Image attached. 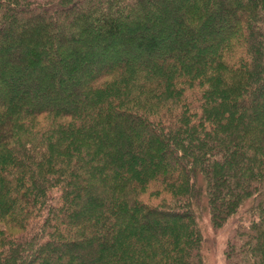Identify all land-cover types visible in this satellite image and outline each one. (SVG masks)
Segmentation results:
<instances>
[{
    "label": "trees",
    "instance_id": "1",
    "mask_svg": "<svg viewBox=\"0 0 264 264\" xmlns=\"http://www.w3.org/2000/svg\"><path fill=\"white\" fill-rule=\"evenodd\" d=\"M197 205L264 264V0H0V264H205Z\"/></svg>",
    "mask_w": 264,
    "mask_h": 264
},
{
    "label": "rangeland",
    "instance_id": "2",
    "mask_svg": "<svg viewBox=\"0 0 264 264\" xmlns=\"http://www.w3.org/2000/svg\"><path fill=\"white\" fill-rule=\"evenodd\" d=\"M155 55L157 54L159 58H163L167 52L165 50H155ZM143 57H138L135 61L138 63L143 62ZM75 93V90H73ZM46 122V119H44V116L39 117L38 119V127L41 128L44 126ZM150 189L147 190L149 192ZM146 192V193H147ZM147 194H144V197L142 199H145L146 201L149 199L150 201H154V199L158 200V197H151V199L146 196ZM197 213H200L199 215V226L202 230L203 234V244H202V255L204 258L205 264H228L227 259L225 257V247L228 241L229 232L232 229L235 220L232 218L228 225L216 229L211 221L208 211L205 208L198 207V205L195 207ZM245 208L242 210L244 211ZM241 211V213L243 212ZM41 259H37L36 263H42Z\"/></svg>",
    "mask_w": 264,
    "mask_h": 264
}]
</instances>
